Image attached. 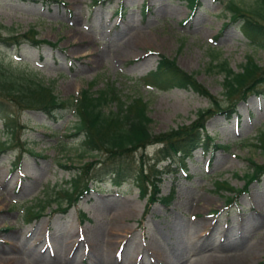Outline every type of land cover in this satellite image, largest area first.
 <instances>
[{
	"label": "rangeland",
	"instance_id": "374dc122",
	"mask_svg": "<svg viewBox=\"0 0 264 264\" xmlns=\"http://www.w3.org/2000/svg\"><path fill=\"white\" fill-rule=\"evenodd\" d=\"M199 2L193 11L188 0H0V37L34 28L37 39L57 44L0 40V61L45 83L61 101L76 99L91 82L92 92L111 84L126 103L142 97L151 131L164 133L193 123L197 111L211 103L191 90L136 83L156 68L159 56L174 59L224 107L229 102L223 73L210 68L211 54L235 72L247 56L264 69V47L245 38L238 24L223 28L230 22L229 3L251 9L256 0ZM7 104L22 127L12 136L0 118V264H264V175L232 204L226 203L232 194L215 184L242 189L241 176L251 173L248 160L264 164V154L252 144L264 131L263 96L240 102L238 120L208 119L205 135L211 142L204 150L201 132L200 146L184 167L159 162L160 196L172 188L175 194L168 207L157 203L147 211L133 182L116 187L93 181L92 192L62 213L50 199L98 155L70 136L72 110L51 120L41 111ZM110 110L112 103L105 109ZM214 144L228 149L215 150ZM157 148L139 150L128 161L152 163ZM39 203L46 207L42 217L27 223L29 206ZM252 246L255 252L248 254Z\"/></svg>",
	"mask_w": 264,
	"mask_h": 264
},
{
	"label": "trees",
	"instance_id": "16d2710c",
	"mask_svg": "<svg viewBox=\"0 0 264 264\" xmlns=\"http://www.w3.org/2000/svg\"><path fill=\"white\" fill-rule=\"evenodd\" d=\"M19 1V0H18ZM22 2L37 0H20ZM40 1V0H38ZM48 1V0H44ZM96 4L101 1H94ZM200 5L199 0H188V6L193 11ZM251 9H242L234 3H229L231 11L230 22L224 24L225 28L231 23L238 24L241 33L253 44L264 47V0H256ZM34 28L21 35L10 32L5 37H0L6 45L20 46L29 42L34 46L57 47L56 43L37 39ZM217 54H211L210 68H218L223 73V96L229 104L224 107L217 98L207 92L206 88L198 82L195 76L181 70L174 59L164 55L159 56L157 66L136 83L157 90H191L202 97H207L211 103L206 110L197 111L196 120L186 126H178L164 133H153L150 125L152 119L148 116V106L142 97L132 98L129 103L123 101L118 90L111 84L105 89L92 92L94 82L87 89L81 90L76 99L61 101L53 94V90L34 76L8 69L0 61V118L9 134L14 136L15 128H21L16 116L8 111V104L13 103L23 110L41 111L49 119H55L57 114L67 109L72 110L76 123L73 125L72 137L80 139L86 152L98 155L96 161L80 166L75 175L65 183L66 187L55 192L54 198L58 209L67 213L72 205L82 199L84 194L91 191V183L108 182L112 186L121 187L127 181L136 186L140 198L146 200V211L153 205L160 203L168 207L174 198L175 191L160 196L159 183L161 171L156 168L159 162L170 160L185 166L187 158L191 157L200 146L201 132L205 136L202 147L207 150L211 138L205 135V123L217 115H224L226 120L237 116V107L240 102H245L251 95L264 97V69L252 57L247 56L246 62L240 66L239 71L232 70L227 61L216 60ZM215 63V64H214ZM112 103L115 110L106 112V107ZM239 119V116H237ZM264 154V131H261L252 143ZM158 146L154 158L141 162L138 166L128 161L134 153L144 150L148 146ZM214 149H228L226 145L214 144ZM28 150V149H27ZM31 153L30 150H28ZM20 159L13 163L18 167ZM251 173L241 177L244 179L242 189L230 187L226 182H216V189L228 192L232 196L226 197V203L232 202L249 192V186L264 175V164L257 165L248 160ZM64 169L68 167L60 164ZM91 182V183H89ZM35 208L38 210L35 211ZM45 204L29 206L26 212V222L40 220L45 210ZM83 216V214H82Z\"/></svg>",
	"mask_w": 264,
	"mask_h": 264
},
{
	"label": "bare ground",
	"instance_id": "6f19581e",
	"mask_svg": "<svg viewBox=\"0 0 264 264\" xmlns=\"http://www.w3.org/2000/svg\"><path fill=\"white\" fill-rule=\"evenodd\" d=\"M125 48H126V47H125ZM95 54H96V53H95ZM112 237H113V236H112V233H108V234H107V238H108V241H107V242H108V243H110V242L112 243V241H111V240H112ZM113 240H114V239H113ZM108 243H107V244H108ZM113 243H114V242H113ZM254 246H255V245H254ZM254 246H252L251 248L247 249L246 252H247L248 254H250L251 252H255L254 250H255L256 247L254 248ZM108 247H109V246H108ZM111 247H112V246H111ZM245 248H246V247H245ZM111 249H112V248H111ZM246 252H245V253H246ZM109 256H110V255H109ZM110 257H111V256H110ZM113 260H114V259H113ZM164 264H165V263H164ZM235 264H236V263H235Z\"/></svg>",
	"mask_w": 264,
	"mask_h": 264
}]
</instances>
